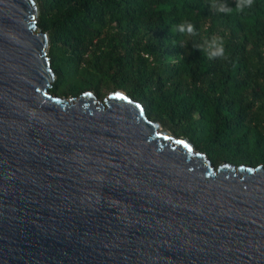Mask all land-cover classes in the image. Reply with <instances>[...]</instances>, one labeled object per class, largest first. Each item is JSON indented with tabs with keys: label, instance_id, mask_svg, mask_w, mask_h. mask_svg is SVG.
I'll list each match as a JSON object with an SVG mask.
<instances>
[{
	"label": "water",
	"instance_id": "obj_1",
	"mask_svg": "<svg viewBox=\"0 0 264 264\" xmlns=\"http://www.w3.org/2000/svg\"><path fill=\"white\" fill-rule=\"evenodd\" d=\"M35 0H0V264H264V169L215 168L122 90L51 93Z\"/></svg>",
	"mask_w": 264,
	"mask_h": 264
},
{
	"label": "trees",
	"instance_id": "obj_2",
	"mask_svg": "<svg viewBox=\"0 0 264 264\" xmlns=\"http://www.w3.org/2000/svg\"><path fill=\"white\" fill-rule=\"evenodd\" d=\"M35 1L51 93L122 90L215 168L264 169V0Z\"/></svg>",
	"mask_w": 264,
	"mask_h": 264
},
{
	"label": "clouds",
	"instance_id": "obj_3",
	"mask_svg": "<svg viewBox=\"0 0 264 264\" xmlns=\"http://www.w3.org/2000/svg\"><path fill=\"white\" fill-rule=\"evenodd\" d=\"M191 30V29H189ZM219 54H223V48H219L217 51L213 52V55H219Z\"/></svg>",
	"mask_w": 264,
	"mask_h": 264
},
{
	"label": "rangeland",
	"instance_id": "obj_4",
	"mask_svg": "<svg viewBox=\"0 0 264 264\" xmlns=\"http://www.w3.org/2000/svg\"><path fill=\"white\" fill-rule=\"evenodd\" d=\"M108 96V94L107 95H105V97H103L102 99L101 98H99L98 96H97V98L99 99V100H103L104 98H106ZM67 97V96H66ZM220 166H222V165H220Z\"/></svg>",
	"mask_w": 264,
	"mask_h": 264
}]
</instances>
